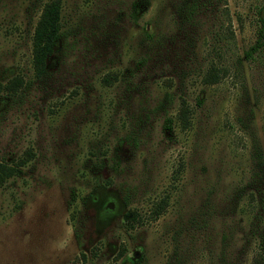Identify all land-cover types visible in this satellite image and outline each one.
<instances>
[{
    "label": "rangeland",
    "instance_id": "1",
    "mask_svg": "<svg viewBox=\"0 0 264 264\" xmlns=\"http://www.w3.org/2000/svg\"><path fill=\"white\" fill-rule=\"evenodd\" d=\"M48 1L0 0V264H264V0H61L39 78Z\"/></svg>",
    "mask_w": 264,
    "mask_h": 264
},
{
    "label": "trees",
    "instance_id": "2",
    "mask_svg": "<svg viewBox=\"0 0 264 264\" xmlns=\"http://www.w3.org/2000/svg\"><path fill=\"white\" fill-rule=\"evenodd\" d=\"M201 5L200 0H191V7L195 9ZM138 5H136V9ZM63 5L61 0L48 1L40 14V17L36 23L33 36H32V54L33 65L35 74L37 77L42 78L48 73V60L55 53L56 48L64 36L63 26ZM137 12V11H135ZM136 14V13H135ZM134 14V17L136 15ZM138 14V13H137ZM264 50V20H261V27L259 28L258 38L251 50L247 51V56L252 57L255 52ZM109 76V77H108ZM105 77V81L111 83L110 76ZM220 69L218 66L212 65L207 74L204 77L206 83H215L219 80ZM24 83V79L21 77H15L7 86L9 89L15 90L17 87ZM191 116V109L187 104H183L179 112V118L184 126L189 124ZM169 122L171 121L168 119ZM255 159L257 167H264V148H257L255 152ZM25 161H21L24 164ZM16 173L15 166L8 164H0V186L11 176ZM160 207L156 208L155 214L158 215ZM136 212L129 211L128 220H135ZM261 243L264 246V235L261 238Z\"/></svg>",
    "mask_w": 264,
    "mask_h": 264
}]
</instances>
